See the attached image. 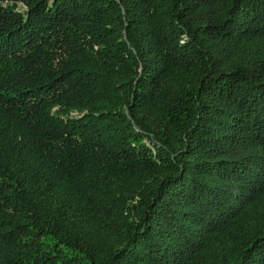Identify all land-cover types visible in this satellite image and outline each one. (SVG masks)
I'll return each mask as SVG.
<instances>
[{
	"label": "trees",
	"instance_id": "trees-1",
	"mask_svg": "<svg viewBox=\"0 0 264 264\" xmlns=\"http://www.w3.org/2000/svg\"><path fill=\"white\" fill-rule=\"evenodd\" d=\"M0 264H264V0H0Z\"/></svg>",
	"mask_w": 264,
	"mask_h": 264
},
{
	"label": "rangeland",
	"instance_id": "rangeland-1",
	"mask_svg": "<svg viewBox=\"0 0 264 264\" xmlns=\"http://www.w3.org/2000/svg\"><path fill=\"white\" fill-rule=\"evenodd\" d=\"M15 6H16L15 7L16 10H23V4L21 2L16 1V5Z\"/></svg>",
	"mask_w": 264,
	"mask_h": 264
}]
</instances>
